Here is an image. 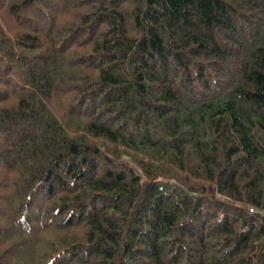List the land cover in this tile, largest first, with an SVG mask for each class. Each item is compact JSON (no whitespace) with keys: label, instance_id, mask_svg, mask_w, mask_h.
<instances>
[{"label":"trees","instance_id":"1","mask_svg":"<svg viewBox=\"0 0 264 264\" xmlns=\"http://www.w3.org/2000/svg\"><path fill=\"white\" fill-rule=\"evenodd\" d=\"M0 264H264V0H0Z\"/></svg>","mask_w":264,"mask_h":264}]
</instances>
